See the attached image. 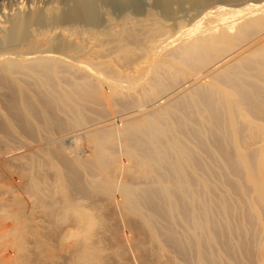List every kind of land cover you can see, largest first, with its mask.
Here are the masks:
<instances>
[{
    "label": "bare ground",
    "instance_id": "1",
    "mask_svg": "<svg viewBox=\"0 0 264 264\" xmlns=\"http://www.w3.org/2000/svg\"><path fill=\"white\" fill-rule=\"evenodd\" d=\"M0 2V138L26 153L0 168L38 214L0 264H264V0ZM80 200L100 231L66 245Z\"/></svg>",
    "mask_w": 264,
    "mask_h": 264
},
{
    "label": "rangeland",
    "instance_id": "2",
    "mask_svg": "<svg viewBox=\"0 0 264 264\" xmlns=\"http://www.w3.org/2000/svg\"><path fill=\"white\" fill-rule=\"evenodd\" d=\"M1 3L2 2H0V4ZM118 68H121V67L119 66ZM122 71H123V69H122ZM202 73H203V76L205 77L206 74H207V71H202ZM203 76H202V78H204ZM189 81H190V79H189ZM189 85H191V84L188 83L187 86H189ZM189 88H190V86H189ZM173 91L174 90H171L170 92H173ZM170 92H168V94ZM162 97H160L157 100H160ZM261 100H262V103L264 105V97H262ZM2 108H4V104H3L2 100H0V109H2ZM123 110L124 109H120L118 112H115L112 117H114L115 120L117 121V120L120 119V117L121 118H122V116L126 117V115L128 116L129 114L132 113V111H134L132 109L124 110V111ZM119 115H120V117H119ZM89 116H90V117H88L89 121L88 120L87 121L90 123L91 120H92V122L95 123V125L99 124L100 122L105 121L106 119H109V118H102V117L100 118V117H98L96 115L94 116V114H91ZM93 118H95V119H93ZM259 119H260L259 121H261V123L264 124V118L262 117V118H259ZM244 122H246V121H244ZM88 126H94V125H92L90 123V124H88ZM75 134H76L75 131L72 132L71 130L68 129V131H66V133L65 132L63 134L61 133L57 137H59V138L62 137V139H64L67 142L68 138H70L72 135H75ZM254 140H255L254 142L252 140L250 142L251 147L253 149H256V148L260 147L262 144H264V138H261V139L260 138L259 139L256 138ZM250 144H249V146H250ZM10 145H13V146H10ZM23 147L24 146L21 145L18 141L13 140V142L12 141H10V142L8 141L6 143L3 140H1V138H0V160L2 161L4 156H6L7 154L10 155L11 153H13L12 154L13 156L16 155V157H17L18 154H19V156L25 155L26 154L25 153V148H23ZM11 149H13V150H11ZM15 164H19V163L15 162ZM15 164L14 163L9 164L8 169L3 168V167L0 168V170L3 171V172L1 171L2 173H0L2 175V178H3V179H0V204L3 206L2 212L4 213V216L7 218L6 221H0V233H2L4 228H6V227L9 228V229L12 228L13 223L11 222V220H12V216H13V214L15 212L21 211L24 214L23 215L24 218L25 217L30 218L31 220H35L38 223V214L35 212V210L37 208V205L35 204L36 202H35V199H34V197L32 195L33 193L27 194L28 192L24 191L23 189L18 190V191L17 190L13 191V190L9 189L10 187H12V185L15 186V185H19L20 183L22 184V181H23V178L20 176L19 172L17 171L18 169L16 170L15 168H13L15 166ZM5 171H8V172H5ZM4 172L6 174L10 173L9 175L7 174L8 177H6V174ZM263 177H264V173L262 174V178ZM249 189H250V191L252 190V188L250 186H249ZM78 202H80V203L83 202V206L88 208V209H90V210H92V212H94V214L96 216V219H99L100 215L96 214V209L94 210V209L89 207L91 205L90 202H88L86 200H80ZM100 227L101 226L99 225V227L96 229L97 232L100 231L99 230ZM123 229L124 228H122V231L126 232L127 229H124V230ZM9 234L10 235H8L7 240L5 241V244H6V245H4L5 247L3 249L0 248V255H2V254H3V256H5V255L7 256L8 255V257L10 256L9 254H11V253L14 254V252H15L12 249L13 248V243H12L13 236H12L11 233H9ZM103 241L104 242L101 243V246L102 247L104 246L103 249L105 250V251L103 250V253H104L105 256H109L112 253L111 249H109V248H111V244L106 239H104ZM260 242L262 243L261 245L264 248V240L262 239V240H260ZM10 244H12V245H10ZM28 246L29 245H27V247ZM30 247H32V246H30ZM126 259L128 261H126L123 264H128V263L129 264H144V262L141 260V258H139V257H137L135 255H132V254H129ZM114 264H116V263H114ZM255 264H256V262H255Z\"/></svg>",
    "mask_w": 264,
    "mask_h": 264
},
{
    "label": "clouds",
    "instance_id": "3",
    "mask_svg": "<svg viewBox=\"0 0 264 264\" xmlns=\"http://www.w3.org/2000/svg\"><path fill=\"white\" fill-rule=\"evenodd\" d=\"M78 221L75 227H66L62 234V242L66 245H73L79 242H88L99 227V222L92 210L83 206V202L69 206L64 211L59 223L62 226L69 224L70 219Z\"/></svg>",
    "mask_w": 264,
    "mask_h": 264
}]
</instances>
